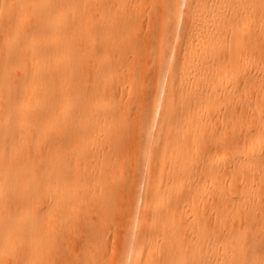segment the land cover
Wrapping results in <instances>:
<instances>
[{
    "label": "bare ground",
    "instance_id": "1",
    "mask_svg": "<svg viewBox=\"0 0 264 264\" xmlns=\"http://www.w3.org/2000/svg\"><path fill=\"white\" fill-rule=\"evenodd\" d=\"M139 2L0 0V264H264V0H188L184 19L165 0L153 19L151 86L172 27L186 37L146 189L144 118L122 174L130 108L146 110Z\"/></svg>",
    "mask_w": 264,
    "mask_h": 264
},
{
    "label": "rangeland",
    "instance_id": "2",
    "mask_svg": "<svg viewBox=\"0 0 264 264\" xmlns=\"http://www.w3.org/2000/svg\"><path fill=\"white\" fill-rule=\"evenodd\" d=\"M130 8L134 6V2L132 1L129 3ZM135 8L139 15L142 17V19H139L138 21V33L142 37V39H145L144 42L147 45V50L148 52L146 53H141L143 55L138 56L136 59V65L139 67L138 69V81L142 82V87L141 91L137 90L138 96H141V101L146 102V107L144 110L143 107L141 106V102L139 105H136L140 100H136V103L134 106L130 108L129 112V119L133 123L135 122L136 125L132 128V134L129 140V143L127 144V147H125L122 150V154L124 156V166L122 169V174H123V183H127L131 170V162L133 161L132 153H133V147L137 145L138 140H141L139 135L137 134V126L141 122V119L144 118L147 121V134L144 137L142 142V151L140 154V158L138 161V168H137V177L138 180L141 178L145 182V189L148 185L150 175L149 174V167L153 165V163L156 162V159L160 157V152L161 149L165 146V143L162 142V137L164 136V129L165 126L161 124V118L165 113L167 112L166 108V102L170 97L172 96V92L169 91V84L173 80V75H171L168 80L163 79V74L164 71L168 65V57L169 54L172 53L175 62L178 66H180L183 62V46L185 43V34L184 31L185 25L183 22H179L177 25L174 26V32H173V27L172 30L170 31L171 34H176L178 35L177 38L173 39L171 37V40L169 43L164 47V49L161 51V64L159 65V83L156 87L151 86L149 83H151L150 80L153 79L154 75V62L153 58L155 55V49L157 47V41L154 39V36L157 35L159 32V27L158 25H153L152 22L154 21L153 19L158 18L159 16H165L167 9L165 7V0H157L155 4L152 3V0H140L139 3L135 4ZM188 10V0H186L185 7L182 11V17L183 19L186 16V12ZM179 12V8H178ZM154 80V79H153ZM161 96L163 98V105L160 109L156 110V101L157 98ZM201 147V146H200ZM206 148V146H202L201 149ZM207 149L212 150V146H208ZM146 151H150L152 154V157L149 161V167L148 170H144V153ZM111 154V153H110ZM115 156V155H114ZM116 156H119V154H116ZM145 176V177H144ZM144 177V178H143ZM142 198H145V191H143ZM122 199V198H121ZM121 201V200H120ZM119 201V203H120ZM122 202V201H121ZM143 208H135L134 212L142 215ZM116 227L111 226L108 229H106L107 234L109 235V245L113 243V236L116 233ZM131 231L128 229L126 232V245L128 246L130 242L132 241V237L130 236ZM89 248L92 250L93 244L90 243L88 244ZM126 252V251H125ZM109 253V252H108ZM107 253L106 258L108 259L109 254ZM61 257V256H60ZM63 257V256H62ZM128 258V257H127ZM123 264H128V260L125 258L123 259ZM58 264L63 263V260H57ZM71 264H75L74 262Z\"/></svg>",
    "mask_w": 264,
    "mask_h": 264
}]
</instances>
